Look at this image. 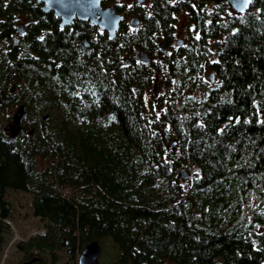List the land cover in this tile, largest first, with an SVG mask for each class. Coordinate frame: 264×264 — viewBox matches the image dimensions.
<instances>
[{
	"label": "trees",
	"instance_id": "16d2710c",
	"mask_svg": "<svg viewBox=\"0 0 264 264\" xmlns=\"http://www.w3.org/2000/svg\"><path fill=\"white\" fill-rule=\"evenodd\" d=\"M133 11L138 27L110 38L60 28L36 0H0V254L22 193L45 230L16 247L40 264L57 251L77 264L91 241L111 244L110 264H264V0L244 13L227 0Z\"/></svg>",
	"mask_w": 264,
	"mask_h": 264
},
{
	"label": "water",
	"instance_id": "95a60500",
	"mask_svg": "<svg viewBox=\"0 0 264 264\" xmlns=\"http://www.w3.org/2000/svg\"><path fill=\"white\" fill-rule=\"evenodd\" d=\"M42 2L41 8L44 11L52 10L54 14L60 17V25L70 24L74 18L80 20H89L92 25L97 26L101 31H105L110 38L116 35L119 29L120 22L123 20V16L114 10L113 6L102 7L101 0L99 3H94V0H38ZM139 3L144 0H137ZM232 9L236 12L244 13L248 10L249 5L246 8L242 7V0H227ZM139 20L137 17L132 16L129 20V24L132 27L137 26ZM18 32H22V26H17ZM84 45H87L86 40L83 41ZM163 49V44H160ZM135 56L142 62L147 63L149 61L148 55L142 51L135 50ZM127 63V61L125 62ZM213 73L209 74L210 81H213ZM26 117V107L24 104L19 105L14 110L11 121L5 126V130L8 132L10 138H14L21 129L23 119ZM31 132V131H30ZM173 143L171 147H173ZM179 175L182 178L187 177V173L183 168L179 170ZM101 248L97 241H91L81 250L77 256V264H98ZM35 259V258H34ZM32 259V260H34ZM31 261L23 262L21 264H29Z\"/></svg>",
	"mask_w": 264,
	"mask_h": 264
},
{
	"label": "rangeland",
	"instance_id": "374dc122",
	"mask_svg": "<svg viewBox=\"0 0 264 264\" xmlns=\"http://www.w3.org/2000/svg\"><path fill=\"white\" fill-rule=\"evenodd\" d=\"M114 3L117 4V6L120 7V11L125 14L131 11L132 7L136 4L135 0H114ZM129 5H131V7H129ZM178 17L179 19L175 23L174 37L176 39L179 38L182 40L185 36V29L187 28L188 24L186 19L181 17V15ZM128 18L129 17L127 16V29L133 32L134 30L128 27ZM17 20V24H25L27 22L26 17L23 15H19ZM155 58H157V56H155ZM155 89L156 88L154 86L151 88V91H153L154 94L159 95L162 93L159 87L158 90L155 91ZM5 124L6 123L3 122L1 123V126L3 127ZM170 150H175V145L172 148L170 147ZM42 162L43 164L47 163V161ZM183 168L188 174L192 173L191 168H188L184 165ZM10 199L12 205L14 204V206L12 208L11 217L7 221L9 224V233L6 237L2 253L0 254V264H19L23 260L24 255L18 251L16 247L17 242L20 240H26L30 236L41 234L45 230V221L40 220L39 218L32 215L28 195L16 193L14 199L12 197H10ZM99 245L101 248L99 264H110L109 254L111 255V253L114 251L111 244L105 241L103 244L99 243ZM55 254L58 258L56 264H70L66 262L62 251H57Z\"/></svg>",
	"mask_w": 264,
	"mask_h": 264
},
{
	"label": "flooded vegetation",
	"instance_id": "af4514ba",
	"mask_svg": "<svg viewBox=\"0 0 264 264\" xmlns=\"http://www.w3.org/2000/svg\"><path fill=\"white\" fill-rule=\"evenodd\" d=\"M32 1V0H31ZM146 0H144L143 2H141V3H139L137 0H135V2H136V4H142V3H144ZM30 2V1H29ZM28 1L26 2V3H29ZM36 2H37V5H38V7H39V9H40V11L42 12V14H52L54 17H56V19L58 20V26L61 28V27H65V26H68V27H73V25L77 22V21H81V22H86V23H89L90 25H92L90 22H89V20H80V19H76V18H74L73 19V21L70 23V24H68V25H60V17L59 16H57L56 14H54V12L52 11V10H47V11H44V10H42V8H41V5H42V2H39L38 0H36ZM30 4V3H29ZM101 6L102 7H108V6H113L114 7V10L117 12V13H119L120 15H122L123 16V20L120 22V24L121 23H124L125 24V26L127 25L126 24V19H127V16L129 17L128 18V27H130V28H134V27H132V26H130V24H129V20H130V18L132 17V16H135L136 17V15L134 14V6L132 7V10L131 11H129V12H127L126 14L125 13H123V12H121V11H117L116 10V6H117V4H115L114 3V0H101ZM117 7H119V6H117ZM120 8V7H119ZM177 17L178 16H180L181 15V17H183V18H185L186 19V17H185V15L183 14V12H178L177 14ZM176 17V18H177ZM138 18V17H137ZM179 19V17L177 18V20ZM139 20V19H138ZM177 20H176V22H177ZM187 22V21H186ZM188 23V22H187ZM139 24V23H138ZM24 25L25 24H22L21 23V26H22V32L21 33H23L24 32ZM92 26H95V25H92ZM95 27H97V26H95ZM119 27H120V25H119ZM127 27V26H126ZM135 27H138V25L137 26H135ZM99 30V29H98ZM186 30V29H185ZM76 31V30H75ZM100 32H101V30H100ZM17 33L18 34H21V33H19L18 32V29H17ZM106 33V32H105ZM107 34V33H106ZM108 35V34H107ZM109 37V36H108ZM84 40H86V38L85 37H83L82 38V44H83V46L84 47H90L91 49L93 48L88 42H87V40H86V42H87V45H84V43H83V41ZM182 43V40H180L179 38H177L176 39V42H175V44L177 45V44H181ZM159 46H160V44H159ZM161 47V46H160ZM164 47V46H163ZM161 50H162V52H165V50H166V48L164 47L163 49L161 48ZM133 55H134V57H135V59L136 60H140V59H138V57L137 56H135V54L133 53ZM148 58H149V61L147 62V63H149L150 62V57L148 56ZM158 58V57H157ZM154 59H155V56H154ZM127 61V63H129L130 62V60L129 59H125V62ZM141 61V60H140ZM126 63V64H127ZM156 83L153 85L156 89H155V91L156 90H158V87L161 89V91H162V87L158 84V81H155ZM35 258V259H34ZM32 259H34V260H32ZM27 261H31L29 264H40V260H39V258H37L36 256H33V257H31V258H26V259H23L19 264H21V263H23V262H27Z\"/></svg>",
	"mask_w": 264,
	"mask_h": 264
},
{
	"label": "snow or ice",
	"instance_id": "6c2138e0",
	"mask_svg": "<svg viewBox=\"0 0 264 264\" xmlns=\"http://www.w3.org/2000/svg\"><path fill=\"white\" fill-rule=\"evenodd\" d=\"M251 2H252V0H242V7L246 8ZM94 3L98 4L99 0H94ZM129 7H131V5H129ZM196 39H200V36L197 35Z\"/></svg>",
	"mask_w": 264,
	"mask_h": 264
}]
</instances>
